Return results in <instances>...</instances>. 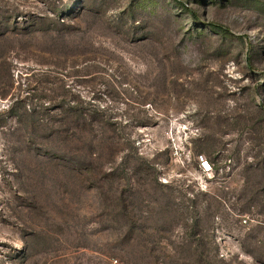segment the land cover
<instances>
[{
  "label": "rangeland",
  "instance_id": "1",
  "mask_svg": "<svg viewBox=\"0 0 264 264\" xmlns=\"http://www.w3.org/2000/svg\"><path fill=\"white\" fill-rule=\"evenodd\" d=\"M0 113V264H264V0H0Z\"/></svg>",
  "mask_w": 264,
  "mask_h": 264
},
{
  "label": "trees",
  "instance_id": "2",
  "mask_svg": "<svg viewBox=\"0 0 264 264\" xmlns=\"http://www.w3.org/2000/svg\"><path fill=\"white\" fill-rule=\"evenodd\" d=\"M194 1H196V0H194ZM188 11H189V14L191 15V17L193 19H198L197 18V14L195 12H193L191 10H188ZM207 25L214 31L221 32V33H224V34L228 33L227 29L225 27H223V26H220V25H217V24H214V23H208ZM7 113L13 114L15 112L12 109V107H10V109H8ZM1 114L2 113H0V115ZM36 114H38V113L35 112L34 108L33 107H29L28 110H26V109L23 110V115L24 116H21V115L17 116L16 114H13V115H15L17 118L20 119L19 122H18L19 126H21V129L24 130V129H28L29 127H33V125H36V127L40 126L38 121L35 120ZM24 122H26V124H24ZM21 129H19V130H21Z\"/></svg>",
  "mask_w": 264,
  "mask_h": 264
},
{
  "label": "built area",
  "instance_id": "3",
  "mask_svg": "<svg viewBox=\"0 0 264 264\" xmlns=\"http://www.w3.org/2000/svg\"><path fill=\"white\" fill-rule=\"evenodd\" d=\"M205 163V162H204ZM110 264H121L120 262H118V260H112L110 261Z\"/></svg>",
  "mask_w": 264,
  "mask_h": 264
}]
</instances>
